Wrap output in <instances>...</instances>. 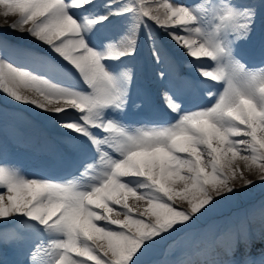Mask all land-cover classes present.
I'll list each match as a JSON object with an SVG mask.
<instances>
[{
    "label": "snow or ice",
    "instance_id": "1",
    "mask_svg": "<svg viewBox=\"0 0 264 264\" xmlns=\"http://www.w3.org/2000/svg\"><path fill=\"white\" fill-rule=\"evenodd\" d=\"M0 8L17 17L11 30L46 46L15 50L30 67L0 56V94L49 114L77 162L71 178L29 177L4 159L0 143V221L12 226L0 247L22 252L17 264H143L220 198L251 187L248 175L264 182V41L257 66L238 51L255 35L264 0L259 8L239 0H0ZM153 25L197 78L172 71ZM141 33L170 118L132 126L124 117L141 106L132 64ZM0 47L8 42L0 38ZM197 93L210 103L186 107ZM251 244L250 223L241 221L225 230L212 259L177 264H235L229 257ZM242 264H264V254Z\"/></svg>",
    "mask_w": 264,
    "mask_h": 264
},
{
    "label": "bare ground",
    "instance_id": "2",
    "mask_svg": "<svg viewBox=\"0 0 264 264\" xmlns=\"http://www.w3.org/2000/svg\"><path fill=\"white\" fill-rule=\"evenodd\" d=\"M195 2H197V0H181L180 3L193 4V3H195ZM3 11H4V10H3L2 8H0V20H1V19L4 20V21H5V22H3L4 24H5V23H8V21H9V20H8V17L13 18L15 21L17 20V17H16V16H8V17H5V16L3 15ZM10 25H11V23H10ZM159 31L162 33V31H161L160 29H159ZM16 32H17V31H16ZM18 32H19V31H18ZM17 34H18V33H17ZM162 34H163V33H162ZM163 36H164V34H163ZM164 38L167 40V42H168L170 48H172V49H174V50H177V51H179V52L182 54L181 50H179V49L176 48L171 42H169V40L167 39L166 36H164ZM175 54H176V52L173 51V55H175ZM154 95H155L158 99H162L161 91H160L159 88H156V89H155V91H154ZM14 103H15V104H18V105H22V106L27 107V108H28V112L31 113V114H35V115H37L38 113H41V114H42V112H41L40 110H37V109H35V108L32 107V106H29V105H23V104H20V103H17V102H14ZM43 114H45V113H43ZM35 150H37L38 152H45V153H48V147H47V146L42 147V148H38V149L35 148ZM129 203L132 204V201L130 200ZM0 224H5V223L2 222V221H0Z\"/></svg>",
    "mask_w": 264,
    "mask_h": 264
},
{
    "label": "rangeland",
    "instance_id": "3",
    "mask_svg": "<svg viewBox=\"0 0 264 264\" xmlns=\"http://www.w3.org/2000/svg\"><path fill=\"white\" fill-rule=\"evenodd\" d=\"M8 23H3V22H5L4 20H0V26H2V27H4V28H9L10 29V23L11 24H13L14 22H15V20L13 19V18H10V17H8ZM14 32H16V31H14ZM16 33H18V36H22V35H24V33H22V32H18V30H17V32ZM32 38V37H31ZM8 100H10V99H8ZM31 114V113H30ZM257 176L255 175V174H252V175H248V178H251V179H257L256 178ZM258 180V179H257ZM259 181V180H258ZM131 204V203H130ZM185 205H187V204H185Z\"/></svg>",
    "mask_w": 264,
    "mask_h": 264
}]
</instances>
